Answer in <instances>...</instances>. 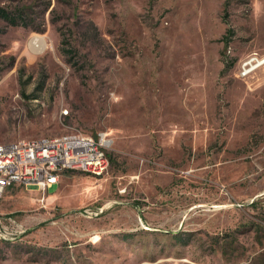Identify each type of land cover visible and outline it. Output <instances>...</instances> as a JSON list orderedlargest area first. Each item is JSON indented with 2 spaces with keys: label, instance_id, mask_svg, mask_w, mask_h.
I'll return each instance as SVG.
<instances>
[{
  "label": "rangeland",
  "instance_id": "obj_1",
  "mask_svg": "<svg viewBox=\"0 0 264 264\" xmlns=\"http://www.w3.org/2000/svg\"><path fill=\"white\" fill-rule=\"evenodd\" d=\"M0 8L20 18L0 17V142L111 140L101 176L1 194L24 231L0 264H264V64L235 75L264 55V0Z\"/></svg>",
  "mask_w": 264,
  "mask_h": 264
},
{
  "label": "built area",
  "instance_id": "obj_2",
  "mask_svg": "<svg viewBox=\"0 0 264 264\" xmlns=\"http://www.w3.org/2000/svg\"><path fill=\"white\" fill-rule=\"evenodd\" d=\"M263 64L264 55L252 52L238 62L235 75L250 76ZM110 145L107 132H98L96 136L69 133L0 142V196L14 185L34 186L45 196L68 170L101 176L109 167ZM23 231L15 218L0 216V239L12 240L14 233Z\"/></svg>",
  "mask_w": 264,
  "mask_h": 264
},
{
  "label": "trees",
  "instance_id": "obj_3",
  "mask_svg": "<svg viewBox=\"0 0 264 264\" xmlns=\"http://www.w3.org/2000/svg\"><path fill=\"white\" fill-rule=\"evenodd\" d=\"M224 8L226 9V5ZM0 17L8 21L10 24H17L20 21V18L16 17L13 13H10L3 8H0ZM108 157L109 161H111V157L109 155Z\"/></svg>",
  "mask_w": 264,
  "mask_h": 264
},
{
  "label": "bare ground",
  "instance_id": "obj_4",
  "mask_svg": "<svg viewBox=\"0 0 264 264\" xmlns=\"http://www.w3.org/2000/svg\"><path fill=\"white\" fill-rule=\"evenodd\" d=\"M43 45H44V38L42 37V35L34 36L29 42V46L34 50L41 49Z\"/></svg>",
  "mask_w": 264,
  "mask_h": 264
},
{
  "label": "crops",
  "instance_id": "obj_5",
  "mask_svg": "<svg viewBox=\"0 0 264 264\" xmlns=\"http://www.w3.org/2000/svg\"><path fill=\"white\" fill-rule=\"evenodd\" d=\"M68 171H74V170H68ZM86 174H87V173H86ZM54 185H56V186H57V185H58V182H57L56 184H54ZM54 185H53V186H54Z\"/></svg>",
  "mask_w": 264,
  "mask_h": 264
}]
</instances>
